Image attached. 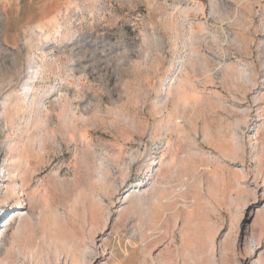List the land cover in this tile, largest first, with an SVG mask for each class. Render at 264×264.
Listing matches in <instances>:
<instances>
[{
	"label": "rangeland",
	"instance_id": "rangeland-1",
	"mask_svg": "<svg viewBox=\"0 0 264 264\" xmlns=\"http://www.w3.org/2000/svg\"><path fill=\"white\" fill-rule=\"evenodd\" d=\"M0 264H264V0H0Z\"/></svg>",
	"mask_w": 264,
	"mask_h": 264
}]
</instances>
